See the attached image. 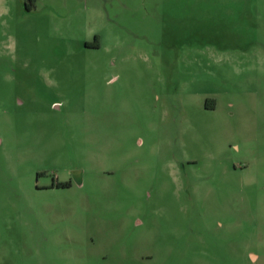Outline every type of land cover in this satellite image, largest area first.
Wrapping results in <instances>:
<instances>
[{"label": "rangeland", "instance_id": "1", "mask_svg": "<svg viewBox=\"0 0 264 264\" xmlns=\"http://www.w3.org/2000/svg\"><path fill=\"white\" fill-rule=\"evenodd\" d=\"M0 264H264V0H0Z\"/></svg>", "mask_w": 264, "mask_h": 264}, {"label": "flooded vegetation", "instance_id": "2", "mask_svg": "<svg viewBox=\"0 0 264 264\" xmlns=\"http://www.w3.org/2000/svg\"><path fill=\"white\" fill-rule=\"evenodd\" d=\"M40 175H41V173L38 174V176H40ZM63 185H66V183H64ZM68 185H70V184H68Z\"/></svg>", "mask_w": 264, "mask_h": 264}, {"label": "trees", "instance_id": "3", "mask_svg": "<svg viewBox=\"0 0 264 264\" xmlns=\"http://www.w3.org/2000/svg\"><path fill=\"white\" fill-rule=\"evenodd\" d=\"M66 185H68V183Z\"/></svg>", "mask_w": 264, "mask_h": 264}]
</instances>
